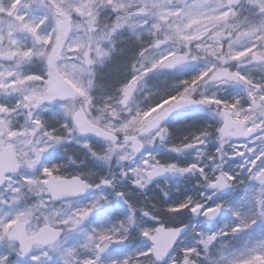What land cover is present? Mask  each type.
<instances>
[{
    "label": "snow or ice",
    "instance_id": "obj_1",
    "mask_svg": "<svg viewBox=\"0 0 264 264\" xmlns=\"http://www.w3.org/2000/svg\"><path fill=\"white\" fill-rule=\"evenodd\" d=\"M125 33L134 49L128 78L110 87L101 70L124 51ZM201 62L173 94L136 104L150 74ZM237 85L241 94L220 95ZM199 106L215 123L174 138L169 118ZM87 137L100 138L104 149ZM68 144L85 159L64 149L65 162H45L46 153ZM155 145L195 151L197 162L163 161L150 150ZM237 158L238 169L225 167ZM87 159L101 161L108 174L79 170ZM69 166L77 171L66 174ZM177 176H198L210 194L165 208L137 206L118 188L126 180L144 191L157 178ZM238 186L240 208L208 206ZM160 192L167 200L171 185ZM113 198L126 206L123 218L90 226ZM225 211L233 226L212 233L193 226L197 246L170 255L188 227L170 220L187 212L212 221ZM257 224H264V0H0V264H199L218 239ZM137 235L148 243L105 259ZM212 264H264V232L238 252L225 242Z\"/></svg>",
    "mask_w": 264,
    "mask_h": 264
},
{
    "label": "rangeland",
    "instance_id": "obj_2",
    "mask_svg": "<svg viewBox=\"0 0 264 264\" xmlns=\"http://www.w3.org/2000/svg\"><path fill=\"white\" fill-rule=\"evenodd\" d=\"M128 33H125L119 39L122 43L119 47L123 48L124 51L113 56L112 60L108 64V66L101 70V74L104 82L110 86L115 87L125 82L128 78V73L126 70L127 64L129 63L131 56L134 52V49L130 47L128 44ZM204 67V64L201 63H190L184 65L180 68L175 69L173 72L163 73V72H154L149 75L146 79V86L143 90L139 91L136 95V104L140 107H146L149 103L158 99L159 96L165 94H173L176 90L175 85L177 82L183 79H189L192 76L196 75L199 71H201ZM254 75H258L255 74ZM213 91L212 89L206 90L207 92ZM153 95L149 96V93ZM242 88L241 86H232L224 91L220 92V95L226 99H231L232 97L241 94ZM10 102L14 103L15 100H10ZM45 119H48L50 123H55L54 120L51 119L50 113L44 114ZM212 123L215 121L212 116V112L208 108L203 109H187L177 113L173 116L169 121L168 125L170 130L173 132L174 138H182L185 135H189L190 133L198 132L203 125ZM89 143L93 145V147L97 151H102L104 149V143L101 140H97L92 137L86 138ZM209 151L214 152L216 145L215 143H210ZM64 149H67L69 152L75 151L78 153L77 159H85V153L80 150L79 146L76 144H68L64 145L61 148L55 149L50 153L45 154V162L46 163H63L66 161V157L64 155ZM150 150L157 158L163 161H172L178 163L180 166H187L191 163L197 162V155L195 151H187L181 154L170 152L166 146H150ZM242 164V161L237 158L235 160L229 161L225 167L229 169L236 170ZM79 170L82 171H91L100 174H108V168L103 166L101 161H97L94 159H87L86 163L81 166ZM115 170V168H113ZM210 171V169H206ZM66 174H70L74 171H77L76 168L69 166L64 170ZM241 179L246 178L245 173H241ZM201 180L198 176H177V177H169L167 179L154 180L152 184L148 186L144 191H140L133 187L128 181L122 180L120 181L118 188L122 191H125L126 198L136 204L137 206H141L143 204L148 203L149 201L153 203H157L160 207L164 203V199L160 192V188L165 185H171V193L170 195H175L180 198V200H176L177 204L182 202L187 197H199L201 193L210 194V190H207L201 186ZM183 194L185 195L183 197ZM242 194V186H238L234 190H230L225 193H218L216 196H213L212 200L208 201V206H214L216 203H222L224 201H228L229 205L233 208H240L241 202L239 197ZM169 195V196H170ZM162 197V199H161ZM168 199V198H167ZM88 201V196H83L80 199V203H86ZM174 203V201L172 202ZM175 205V204H173ZM172 206V205H169ZM168 206V207H169ZM126 206H124L123 201L113 198L111 202L104 206L99 212H96L89 218L88 224L94 227H110L112 224L116 223L119 219H122L125 214ZM118 213V214H117ZM105 217H110V219L105 220ZM173 225H179L181 223H187L191 226V230L188 235L182 239L173 253L171 255H176L179 253V250L183 247H192L197 245V240L199 237L192 231L193 226H195L196 232H202L200 229L203 226L202 218L196 222L191 221V214L184 213L180 214L178 219H173L169 221ZM236 223L232 214L228 211L221 213L219 220L205 233L218 232L221 229H224L226 226L231 227ZM146 227L154 226L153 221H148L145 224ZM264 232V224H257L253 226L252 229H249L245 232L238 233L234 236L223 237L218 239L209 249L207 257L202 255L199 260V264H212L213 261L219 259V256L222 251V245L225 242H228L229 247L232 251L238 252L241 251L244 247L247 246L249 240L253 239L259 233ZM193 241L195 243H193ZM145 242L143 237L135 236L134 239H130L129 241L119 244L113 245L106 253L105 259H110L113 257H122L123 255L141 248L144 246Z\"/></svg>",
    "mask_w": 264,
    "mask_h": 264
},
{
    "label": "trees",
    "instance_id": "obj_3",
    "mask_svg": "<svg viewBox=\"0 0 264 264\" xmlns=\"http://www.w3.org/2000/svg\"><path fill=\"white\" fill-rule=\"evenodd\" d=\"M185 195L183 194V197H184ZM161 199H162V197H161ZM163 200V199H162ZM176 200H180V198L178 197V196H175V195H170L169 197H168V199L167 200H165L164 201V203L162 204V206H169V205H173V204H177V202H176ZM174 201V203H172ZM202 232H206V231H208L209 230V228H206V227H201V229H200ZM193 243H195L194 241H193ZM197 243V242H196ZM197 246V245H196Z\"/></svg>",
    "mask_w": 264,
    "mask_h": 264
},
{
    "label": "water",
    "instance_id": "obj_4",
    "mask_svg": "<svg viewBox=\"0 0 264 264\" xmlns=\"http://www.w3.org/2000/svg\"><path fill=\"white\" fill-rule=\"evenodd\" d=\"M161 71H163V72H168V71H172V70H161ZM201 107H202V106L194 107V108H201ZM96 138H97V137H96ZM218 218H219V216H218L215 220H212V221H206V220H205V225L210 226V225L214 224V223L217 221ZM193 219L196 220V219H198V217H194V216H193ZM187 231H188V227L185 229V233L182 235V237L187 233ZM170 254H171V253H170Z\"/></svg>",
    "mask_w": 264,
    "mask_h": 264
}]
</instances>
